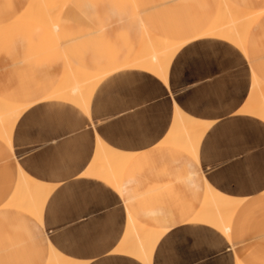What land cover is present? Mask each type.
<instances>
[{
	"label": "crops",
	"instance_id": "0c3cea01",
	"mask_svg": "<svg viewBox=\"0 0 264 264\" xmlns=\"http://www.w3.org/2000/svg\"><path fill=\"white\" fill-rule=\"evenodd\" d=\"M122 1L140 21L134 6ZM148 1L140 0L144 14ZM170 2L163 0L161 4L179 7L183 3ZM107 4L111 3L71 0L61 17L58 40L20 20H9L4 8L16 11L18 0H0V98L33 104L19 117L12 146L0 140V226L4 224L0 228V264H47L48 238L59 252L86 264H143L115 252L128 224L123 198L103 181L84 173L94 159L98 137L127 153L158 156V144L172 126L175 104L210 127L199 148L200 168L182 150H164L163 162L148 168L147 173H168L151 175V179L126 192L127 203L139 220L169 229L156 246L152 264H264V123L238 113L249 98L250 66L264 82V61L258 54L264 51V40L261 43L250 32L249 62L242 52L222 40L192 41L175 55L168 84L142 70L117 68L95 90L89 114L67 102L45 100L65 69L63 48L70 60L80 65L92 40L98 37H102L98 42L102 54L109 53L105 39L116 47L131 44L125 50L130 56L137 51L140 36L129 40L118 24L106 17ZM83 5L96 14L95 24L81 15ZM73 8L80 15L76 13L77 17L71 19L68 12ZM24 50L27 53L22 54ZM19 170L54 186L44 209L45 231L24 213L4 208L16 191ZM201 171L213 187L241 201L234 218L240 231L232 244L208 226L181 221L183 215L191 218L201 206ZM172 195L177 203L170 207L168 198ZM156 207L163 211L158 212Z\"/></svg>",
	"mask_w": 264,
	"mask_h": 264
},
{
	"label": "bare ground",
	"instance_id": "6f19581e",
	"mask_svg": "<svg viewBox=\"0 0 264 264\" xmlns=\"http://www.w3.org/2000/svg\"><path fill=\"white\" fill-rule=\"evenodd\" d=\"M107 1L111 4L104 5V13L106 17L110 19L112 23L118 24L120 31L123 32L129 40L136 39L137 37L139 39L140 36L141 42L137 51L135 54L133 53L130 56L125 52V50L131 44L116 47V44L110 43L109 39H105V47L109 50V53L102 54L98 43L102 40V37H98L97 39L92 40L87 49V58L86 60L84 59L85 61H83V64L80 65L74 61L72 62L63 48L65 69L63 68L64 70L61 74L62 77L60 76L61 79L54 88V91L46 96L45 100L67 102L89 114L91 100L95 90L99 84L106 77L116 71L117 68L142 70L154 75L168 84V72L175 55L188 43L204 38L218 39L227 42L236 49H239L248 60V37L252 31L254 22L262 12H249L244 8L248 5V3H252V1H256L264 6V0H192L191 3H188V0H181L183 3L179 7L167 6L162 8V10H164L162 13H165V21H167V24L176 22V27L167 29L161 25L162 27L159 29L154 23L160 20L146 18L145 14L142 13L143 8L139 5L140 0H128L133 4L134 9H136L138 14L141 16V19L138 22L134 16L129 13L125 1ZM68 2L69 0H18V9L16 11H13V8L10 9L9 7H5L4 12L7 14L9 20H20L28 25L34 26L42 31V33L47 32L60 40L61 35L59 32V24L61 22L62 12ZM210 7H214L216 12L211 13V15H205L203 13L205 12L204 10ZM82 9L83 11L81 12V15L82 13L85 15L83 18L88 19L92 25L95 24V20L97 19L96 14L89 11V9L84 5L81 7V10ZM68 13L69 18L71 19L77 17L76 13L80 15L74 8ZM16 25L18 26V23ZM16 25L13 27L16 28ZM31 28L33 29V27ZM98 32L100 33V30H98ZM28 34H31V31ZM14 35H17V33ZM9 36H11V34ZM19 36L21 35L19 34ZM32 36L34 35L32 34ZM5 37L6 36H4V39ZM16 39H18V36ZM16 39L11 40V42ZM20 40L22 41L20 45H22L23 38ZM43 42H45V40ZM19 43L17 45H19ZM28 45H30V43ZM26 47H24V49H26ZM27 49L31 50L32 48L30 49L29 47ZM22 54H24V52ZM18 55L20 56L21 53ZM255 55L256 53L253 54V57ZM199 57L202 56L200 55ZM176 59L178 61V58ZM196 59H198V57ZM119 61L123 62L120 63ZM173 70L175 71V69ZM180 70H182V68ZM250 72L252 80L249 98L238 113L253 116L264 123V82L256 75L251 66ZM175 87L178 88V86ZM238 87H240V85H238ZM174 89L176 90V88ZM31 106H33V104L12 103L8 100L0 98V138L3 141L9 145L11 144L13 130L19 117ZM221 110L219 111L221 112ZM209 127V123L191 116L180 106L175 104L174 118L168 136H165V139H162L163 141L160 140V144H158V157L165 156L164 150H182L200 168L199 148ZM135 153H127L111 147L105 144L102 139L98 137L94 159L84 175L96 178L97 180L99 179L103 181L104 184L106 183L109 185L120 195V197L123 198L126 204L128 213L127 230L121 245L115 250V252L131 256L143 264H152L156 246L162 236L169 229L160 230L157 227L144 224L133 214L127 203L126 192L130 189L136 188L139 184L145 182L146 180L151 179V176L147 173V169L150 163L149 160H151L152 156H149L148 154ZM19 175V182L16 191L10 202L7 203L4 208H10L24 213L44 230V209L54 186L35 180L25 174L22 170H20ZM203 178L204 194L201 206L198 207L195 214L191 218H187L185 214L182 216L183 218H181V221H185L184 224L208 226L225 237L229 244H232L234 242V235L240 231V226L234 223V218L241 206V201L236 199L237 197L234 198L226 195L217 188L213 187L204 174ZM171 185L173 184L171 183ZM156 208L159 209V207ZM155 209H153V211H156ZM161 209H159L158 212L163 211V209ZM170 217L172 218V216ZM47 264L86 263L76 261L59 252L49 240V259ZM238 264L243 263L238 261Z\"/></svg>",
	"mask_w": 264,
	"mask_h": 264
},
{
	"label": "rangeland",
	"instance_id": "374dc122",
	"mask_svg": "<svg viewBox=\"0 0 264 264\" xmlns=\"http://www.w3.org/2000/svg\"><path fill=\"white\" fill-rule=\"evenodd\" d=\"M128 3H130V4H132L131 2H129L128 0H126ZM164 1H166V0H164ZM169 1H171L170 3H172V4H174V5H178L179 3H182V1L180 0H169ZM69 2H70V0H69ZM69 2L67 3V5L69 4ZM192 2V0H188V3H191ZM161 3H163V0H149L148 1V5H147V8H146V13H145V16H146V18H150V19H159L160 21H157L158 22V24H157V22L156 23H154L155 24V26L157 27V28H161L162 26L164 27V28H167V29H171V28H173V27H176V22H173L172 24H167V21H165L166 19H165V13H162L164 10H162V8H163V5L161 4ZM67 5L65 6V8H64V10L66 9V7H67ZM133 5V4H132ZM190 5H192V4H190ZM263 4H259L258 2H256V1H252V3L250 2V3H248V5L244 8L246 11H249V12H262L261 14H260V16L257 18V20L254 22V24H253V26H252V33H255L256 34V36H257V38H258V40H260L261 42L264 40V37H263V29H262V27L264 26V9H263V7L264 6H262ZM64 10H63V12H64ZM205 12H203L205 15H208V14H210L211 15V13H215L216 12V9L214 8V7H210V8H207V9H205L204 10ZM63 12H62V14H63ZM155 21V20H154ZM166 22V23H165ZM162 25V26H161ZM59 27H60V24H59ZM60 29V28H59ZM260 43V42H259ZM60 45H61V42H60ZM258 45H260L261 46V43L260 44H258ZM62 47V46H61ZM261 48H263V46H261ZM234 49L235 50H237L239 53H241V51L239 50V49H236L235 47H234ZM24 53H27V51H24ZM242 54V53H241ZM258 54H260L259 56L261 57V60L262 61H264V51L263 50H261L260 51V53H258ZM249 62V61H248ZM250 65V64H249ZM0 140L3 142V143H5V144H7V145H9L8 143H6L5 141H3L1 138H0ZM10 147L12 146V142H11V144L9 145ZM189 157V156H188ZM190 158V157H189ZM150 161V163H149V166H148V168H155L156 167V165H158V164H161L162 162H163V159L161 158V157H158V156H153V157H151V160H149ZM24 172V171H23ZM165 173H168V170H165L164 171ZM164 172H156L155 170H153V171H151L150 170V172H149V175L151 176V174L153 175V176H156L158 173L160 174V176H162L163 174H164ZM25 174H27L26 172H24ZM20 174V170L18 171V173H17V180H16V182L18 181V179H19V175ZM201 174H202V180L204 181V178H203V173L201 172ZM28 176H30L29 174H27ZM31 177V176H30ZM32 178V177H31ZM161 178V177H160ZM34 179V178H33ZM177 182H180V183H182V180L180 181V180H177ZM183 188V187H182ZM202 195V193L200 192L199 193V195L198 196H201ZM175 197H173V195L172 196H170L169 198H168V203H169V206L170 207H172V203H177V202H175L176 201V199L177 198H175ZM0 228L1 229H3L4 228V224L2 225V227L0 226ZM160 230H162V228L160 229ZM163 230H168V229H164L163 228ZM49 241V240H48Z\"/></svg>",
	"mask_w": 264,
	"mask_h": 264
}]
</instances>
